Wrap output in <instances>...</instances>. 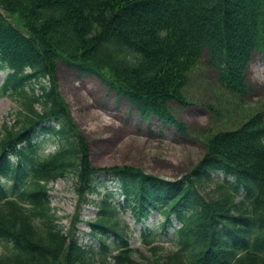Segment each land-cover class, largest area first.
<instances>
[{
	"label": "trees",
	"instance_id": "16d2710c",
	"mask_svg": "<svg viewBox=\"0 0 264 264\" xmlns=\"http://www.w3.org/2000/svg\"><path fill=\"white\" fill-rule=\"evenodd\" d=\"M253 52L264 53V0H0V97L16 105L0 123V264H92L106 255L133 264L122 212L136 223L154 213L164 235L172 231L175 251L146 264H264L262 116L212 135L192 170L168 181L91 167L53 85L62 62L124 99L141 121L183 135L167 103L186 105L194 66L204 59L216 85L240 95ZM98 174L114 181L117 198ZM213 174L223 179L205 198L199 186ZM67 176L78 204L97 197L87 224L95 246L56 226L47 185Z\"/></svg>",
	"mask_w": 264,
	"mask_h": 264
},
{
	"label": "rangeland",
	"instance_id": "374dc122",
	"mask_svg": "<svg viewBox=\"0 0 264 264\" xmlns=\"http://www.w3.org/2000/svg\"><path fill=\"white\" fill-rule=\"evenodd\" d=\"M6 72L0 71V84ZM53 85L86 144L91 167H130L168 181L181 179L192 170L204 155L212 135L232 131L255 115L264 118V53L259 52L251 54L240 95L223 92L204 59L194 66L183 88L186 105L178 106L173 101L167 103L172 118L184 128L183 135L169 125L161 126L152 118L141 121L124 99L115 98L93 77L81 75L62 62L56 64ZM15 109V103L8 97H0V123ZM50 151L52 147L46 146L43 154ZM222 179L221 174H213L212 183L201 184L199 193L211 198L212 184ZM96 182L111 192L113 199L117 198L114 181L98 174ZM47 189L50 208L60 232L69 233L82 247L95 246V241L88 235L87 224L96 217L93 203L97 197L87 196L78 204L74 180L70 176L48 183ZM119 219L125 227L127 244L134 250L133 264H146L175 251L172 231L167 230L164 235L160 229L162 218L156 214H150L140 223L134 222L129 212L120 213ZM146 233L150 234L149 238L144 235ZM152 247L159 248L154 255L150 250ZM102 259L95 258L91 263L102 264ZM103 260L104 264H113L108 255Z\"/></svg>",
	"mask_w": 264,
	"mask_h": 264
}]
</instances>
